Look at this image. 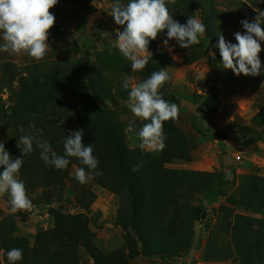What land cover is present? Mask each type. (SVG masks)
<instances>
[{
  "label": "trees",
  "instance_id": "obj_1",
  "mask_svg": "<svg viewBox=\"0 0 264 264\" xmlns=\"http://www.w3.org/2000/svg\"><path fill=\"white\" fill-rule=\"evenodd\" d=\"M82 5L84 0H70ZM115 3V0H112ZM231 3L236 0H227ZM264 12V0H244ZM129 0H120L126 5ZM216 0H176L167 3L173 19L186 24L190 17L198 18L205 25L204 38L188 49L186 65H191L216 47L220 35L230 29L246 34L242 21L244 15L231 7L219 9ZM254 14V10H249ZM122 32L126 25H120ZM262 29L264 27L261 25ZM58 26L56 30H58ZM51 30V29H50ZM49 30V32H51ZM236 32V33H237ZM167 38V30L157 38ZM263 68L252 76L257 84L264 81V41H261ZM148 50L151 59L139 71V82L153 72L165 69L171 60L168 53L158 49L150 40ZM77 64V72L71 74L61 65H48L45 60L28 61L17 71L10 61L0 64V138L12 159H23L17 178L25 185L32 206L46 205L65 200L75 208L89 212L96 195L70 175V168H85L75 157H69L65 169H56L41 159L36 140L33 151L24 154L19 137L32 135L48 141L58 156L64 155V142L77 130L83 132V143L91 144L98 160L97 172L91 181L117 199L115 227L125 231L124 244L111 252H104L94 243L92 220L85 214L64 212L62 207L50 208L53 227L35 234V248L31 241L16 233V225L25 219L21 214L2 215L0 212V250L2 261L9 264L7 252L12 248L22 250L23 259L15 264H80L79 249H83L92 264H130L137 257L158 258L170 261L189 253L194 238V224L206 217L202 206H192L195 194L205 191L213 174L168 168L174 162L186 161L190 151L189 140L176 125L175 120L164 122L165 147L152 151L130 149L125 126L114 107L128 100L129 89L123 82L130 76L131 62L115 48H107L95 54V65L90 66L88 52ZM18 84L13 104L6 107L1 94L4 88ZM162 97L178 105V98L160 88ZM217 88L211 86L201 100H195L200 109L213 113ZM102 104V107H100ZM148 121L136 122L142 127ZM236 119L231 131L241 147L264 143V100L260 110L247 124ZM30 125H34L31 127ZM23 127L24 133L19 129ZM222 135L227 138L225 133ZM2 136V137H1ZM135 169V170H134ZM3 171V167H0ZM234 172L223 173L216 180L214 195L221 193ZM226 202L252 216L234 214L231 208L222 207L225 238L219 232L211 233L204 251L205 261L230 260L234 264H264V179L253 181L241 176L238 188ZM22 217H18V216ZM17 217L19 219H17ZM139 243L141 247L139 248Z\"/></svg>",
  "mask_w": 264,
  "mask_h": 264
},
{
  "label": "rangeland",
  "instance_id": "obj_2",
  "mask_svg": "<svg viewBox=\"0 0 264 264\" xmlns=\"http://www.w3.org/2000/svg\"><path fill=\"white\" fill-rule=\"evenodd\" d=\"M216 1L219 9L231 7L232 10L244 15L248 22H255L258 15L255 5L244 0H236L237 2L233 3L227 0ZM113 4L112 0H84L79 6L70 0H58L57 4L50 9V12L55 16V22L48 35L49 48L45 57L40 60H45L48 65L52 63L61 65L62 68L74 74L77 72V63L87 55L85 52L89 54V65L94 66L96 53L107 48L119 50L115 46V40L118 39L117 31L122 32V30L120 25L115 23L114 17L110 15ZM250 9L254 10V14L249 12ZM261 25L264 27V23ZM57 26L58 30H56ZM236 32V29L228 30L224 35L226 42L236 44ZM104 33H108V36H105ZM203 38L204 34L199 37L200 41ZM165 39L167 38L155 39L158 49L168 53L171 59L165 67L170 79L161 89L174 94L179 100V120L176 125L187 135L190 149L186 161L174 162L167 167L211 173L213 177L205 191L195 194L191 201L192 206H202L205 209L206 217L194 224V238L189 253L170 261H162L158 258L146 259L140 256L130 261V264H234L230 260L205 261L203 255L215 228L219 232L220 238L226 237L224 230H221L225 228L221 208L232 209V206L226 202V198L237 190L239 178L247 176L253 181L264 179V143L257 142L241 147L240 141L231 131V125L236 119L247 124L262 107L264 81L257 84L251 75L240 74L237 76L231 69L223 68L218 43L202 58L191 65H186L184 61L189 48H181L175 39L169 40L166 47L163 44ZM258 42L261 43V41ZM0 43H3L2 38H0ZM261 54L262 51L258 54L262 69ZM31 60L39 62L27 54L0 51V64L1 61H10L17 71ZM129 78L132 83H138L139 71L130 69ZM211 86L217 88L218 94L214 101L213 113H208L207 109L201 110L194 101L204 98ZM17 90L16 82L3 89L1 97L6 107L13 104ZM107 105L116 112L125 128L130 123L133 125V130L127 132L130 149L138 148L141 151L158 152V149L139 146L141 141L137 133L142 127H138L136 122L143 120L131 113L127 101L121 100L118 107H114L109 102ZM222 133L228 137L225 138ZM5 141L3 137L0 138V142L3 144ZM76 169L75 166H72L70 175L76 177ZM229 170L234 172V177L231 176L228 184L221 188V193L215 196L212 190L215 189L216 180L221 179L222 174L228 173ZM83 185L96 195L89 212L75 208L65 200L53 202L49 206L37 205L32 206L30 210H18L15 214H21L25 219L16 225L17 235L29 239L31 246L35 248V234L53 227L49 209L62 207L64 212L83 213L92 220L90 229L95 234L94 243L104 252H111L122 246L125 231L114 225L118 207L117 199L112 193L98 187L91 180ZM9 200L8 194L0 195V212L4 216L11 214ZM232 210L234 214L252 216L237 207ZM18 217L17 219H19ZM2 254L3 252L0 250V264H4ZM79 255L80 264H92L83 249H79Z\"/></svg>",
  "mask_w": 264,
  "mask_h": 264
},
{
  "label": "clouds",
  "instance_id": "obj_3",
  "mask_svg": "<svg viewBox=\"0 0 264 264\" xmlns=\"http://www.w3.org/2000/svg\"><path fill=\"white\" fill-rule=\"evenodd\" d=\"M58 0H0V51L14 54H27L31 58L40 60L45 57L49 48V30L54 26L55 16L50 9ZM176 0H129L121 5L115 0L111 14L117 25H126L123 32L117 31L118 39L115 46L122 55L131 62L132 71H142L151 59L148 50L150 40H155L159 33L167 30V39L163 44L167 47L169 40L175 39L181 48L188 49L200 43L199 37L205 33V25L196 17H190L186 24L173 19L167 3L175 4ZM255 22L242 21L246 34L235 33L236 44L226 42L223 35L219 36L218 48L222 57V67L231 69L237 76H257L261 72L259 53L264 41V12L259 11ZM108 36V33H104ZM170 79L165 69L153 72L150 77L139 83H132L126 78L123 87L129 89L127 106L131 113L144 121L137 135L141 141V148L162 150L165 147L166 136L163 131L164 122L175 120L179 116V107L175 103L165 100L160 88ZM34 127V125H30ZM130 123L125 132H131ZM21 133L25 129H19ZM83 132L77 130L68 135L63 148L64 155L58 156L48 141L38 140L32 135L19 137V144L24 154L33 151V141L41 149L40 156L45 164L56 169H65L70 163L69 157L77 158L85 168L76 169V179L84 184L93 179L97 172L98 160L93 155L91 144L83 143ZM23 159H12L0 142V195L8 194L10 197V212L30 210L32 201L28 198L25 185L17 178ZM135 170V169H134ZM9 264L23 259L22 250L12 248L7 252Z\"/></svg>",
  "mask_w": 264,
  "mask_h": 264
},
{
  "label": "water",
  "instance_id": "obj_4",
  "mask_svg": "<svg viewBox=\"0 0 264 264\" xmlns=\"http://www.w3.org/2000/svg\"><path fill=\"white\" fill-rule=\"evenodd\" d=\"M139 247H141V243H139Z\"/></svg>",
  "mask_w": 264,
  "mask_h": 264
}]
</instances>
